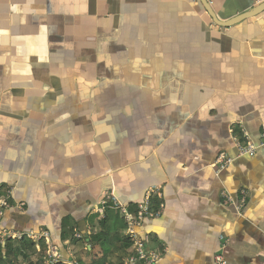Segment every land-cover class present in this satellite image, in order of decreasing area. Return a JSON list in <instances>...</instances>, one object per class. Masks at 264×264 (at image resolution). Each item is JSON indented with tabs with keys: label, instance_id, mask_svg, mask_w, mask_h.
Wrapping results in <instances>:
<instances>
[{
	"label": "crops",
	"instance_id": "0c3cea01",
	"mask_svg": "<svg viewBox=\"0 0 264 264\" xmlns=\"http://www.w3.org/2000/svg\"><path fill=\"white\" fill-rule=\"evenodd\" d=\"M208 2L227 20L264 0ZM263 131L264 10L222 27L200 0H0L3 224L47 229L67 260L122 264L131 245L89 240L96 209L160 186L137 229L151 264H264V146H235Z\"/></svg>",
	"mask_w": 264,
	"mask_h": 264
},
{
	"label": "built area",
	"instance_id": "2783aa9c",
	"mask_svg": "<svg viewBox=\"0 0 264 264\" xmlns=\"http://www.w3.org/2000/svg\"><path fill=\"white\" fill-rule=\"evenodd\" d=\"M235 146L238 155H253L258 147L264 146V131L261 134V138L258 144L248 139H235ZM216 172L224 169L231 161L232 157L227 154H219L215 159ZM13 188L11 186L0 185V244L4 245L7 241H21L29 240L35 244L39 250V245H44L45 251L43 252L44 264H80L76 259L67 260L63 257L60 247L52 240L51 233L44 228L38 229H16L7 227L3 224L5 211L10 208H14L11 203ZM156 195L161 198L160 186L151 187L145 194L143 200L136 205L134 210H129L126 203L120 200V198L114 193L112 189L107 190L104 193L103 199L100 202V206L96 209L100 217L104 216L105 209L117 210L124 223L123 236L127 237L131 241V251L123 259L122 264H151L156 262L158 254L147 248L145 241L139 236L138 228L142 223L149 218H155L161 215L163 210L162 202L158 207L154 209L151 205V197ZM245 191H241V199L236 208L240 210L245 203ZM222 196L227 203L229 201L228 195L225 191H222ZM19 210H22L23 203L16 206ZM74 238L80 239L81 234L76 231L73 235ZM87 245V244H86ZM85 245V246H86ZM213 264H229L222 253H217L214 256Z\"/></svg>",
	"mask_w": 264,
	"mask_h": 264
},
{
	"label": "trees",
	"instance_id": "16d2710c",
	"mask_svg": "<svg viewBox=\"0 0 264 264\" xmlns=\"http://www.w3.org/2000/svg\"><path fill=\"white\" fill-rule=\"evenodd\" d=\"M160 202V200L157 201V199H153V197L151 198V205L154 209L158 207ZM153 204H156L157 206ZM98 221L102 230L98 233L93 232L89 236V240L92 242H99L104 250L103 252L108 253L111 249L110 245L117 241L121 242L125 248L131 245V241L120 234V231L125 228V223L117 210L109 208L105 209L104 216ZM73 235L74 234H72V237ZM34 245L33 242L26 239L21 241L10 240L4 245L0 244V264H44L42 257L45 249L42 243L39 245V252H37L39 253L38 258L33 261L25 260L29 250L31 251L30 253L35 254L36 250ZM20 256L22 257L21 260L19 259ZM92 264H106V255L101 259L94 260Z\"/></svg>",
	"mask_w": 264,
	"mask_h": 264
},
{
	"label": "water",
	"instance_id": "95a60500",
	"mask_svg": "<svg viewBox=\"0 0 264 264\" xmlns=\"http://www.w3.org/2000/svg\"><path fill=\"white\" fill-rule=\"evenodd\" d=\"M204 10L207 12V14L211 17V19L218 25L222 27H229L235 23H238L244 19L253 17L264 10V2L254 6L250 10L240 13L230 19L227 20H220L215 12L213 11L211 5L209 4L208 0H200Z\"/></svg>",
	"mask_w": 264,
	"mask_h": 264
},
{
	"label": "rangeland",
	"instance_id": "374dc122",
	"mask_svg": "<svg viewBox=\"0 0 264 264\" xmlns=\"http://www.w3.org/2000/svg\"><path fill=\"white\" fill-rule=\"evenodd\" d=\"M40 248V247H39ZM31 251L29 250L26 254H27V258L25 259V260H31V261H33V260H36L37 258H38V256H39V253H37V252H39V251H36L35 252V254H32V253H30ZM19 259L21 260L22 259V257L20 256L19 257ZM26 262H28V261H26Z\"/></svg>",
	"mask_w": 264,
	"mask_h": 264
}]
</instances>
